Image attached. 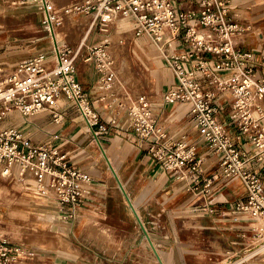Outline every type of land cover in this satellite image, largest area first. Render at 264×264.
Wrapping results in <instances>:
<instances>
[{"label":"built area","instance_id":"obj_1","mask_svg":"<svg viewBox=\"0 0 264 264\" xmlns=\"http://www.w3.org/2000/svg\"><path fill=\"white\" fill-rule=\"evenodd\" d=\"M35 1L52 45L49 52L36 53L15 65L0 60V180L15 174L34 178L41 193L54 196L62 209H70L65 219L74 218L73 211L89 197L92 177L71 163L57 143L58 134L54 142L35 144L22 129L7 125V119L18 113L29 124L37 115L47 114L62 125L60 101L65 98L90 131L99 127L93 131L95 136L118 127L117 118L103 119L77 79V62L82 58L93 65L104 86L114 81L107 42L88 39L95 30L104 32L116 23L133 31L135 38L152 42L175 77L158 104L186 108L203 141L219 156L225 178L238 179L245 187L247 198L237 203V211L244 219L264 221V177L260 176L264 169V77L257 73L255 54L241 46L243 27L231 16V0H83L60 12L48 0ZM73 15L90 18L76 47L64 45L55 36L65 17ZM154 103L139 95L127 107L128 129H122L131 128L145 141L165 171L194 182V175L203 171L197 147L186 141H166ZM225 114L228 120L223 119ZM230 127L238 134H232ZM244 140L252 152L241 146ZM215 181L216 177L204 180L206 194L210 195ZM33 256L34 252L0 239V264H29Z\"/></svg>","mask_w":264,"mask_h":264},{"label":"rangeland","instance_id":"obj_2","mask_svg":"<svg viewBox=\"0 0 264 264\" xmlns=\"http://www.w3.org/2000/svg\"><path fill=\"white\" fill-rule=\"evenodd\" d=\"M48 1L53 9L60 12L64 8L71 7V5L83 0ZM238 1L240 0H236L237 3ZM252 8L248 2L242 3L239 9L244 12L233 13L234 19L238 22L252 23L253 14L250 11ZM259 16L264 20V14ZM70 17L66 16L64 22L56 31L63 39L62 43L64 45L73 46L88 30L90 18L70 19ZM42 20L43 14L39 10V3L35 0H0V60L11 66L15 65L14 63L17 61L24 60L36 53L47 51L49 46L52 45V40L48 32L44 30ZM69 21L74 22L73 25ZM67 25L71 26L69 30L66 29ZM112 25H115L117 30L112 35L107 36L112 43L111 45L107 42V47L112 59V68L115 71L116 83L112 91L116 92V96H113L116 98V102L103 101L102 103H97L96 97L91 98V100L98 112L99 106L102 104L103 107H111L110 113L113 118H117L118 127L113 130L110 129L107 134H100L99 137L105 138L104 140L102 139V142H104V147L109 149L108 144L116 136L117 142L114 143L113 147L120 150L122 149V144L120 145L119 142L126 137L123 133H130L134 139L138 138L137 134L131 131V128L126 131L122 129L128 127L123 117L126 115V109L130 104L126 103L125 100L134 99L139 95H146L150 100L154 101L155 99L150 96H155L162 85L159 82L160 79H158V86L154 89L155 85H157L156 73L148 70L142 64L139 53L135 51V43L138 39L134 37L133 31L122 29L118 24L113 23ZM256 32L259 33L260 29L257 28ZM120 34L126 35L127 40L123 38L122 41L123 43L128 42L130 47L125 54L122 51L123 55L121 58L110 53V50L113 53L112 48L114 47L115 38ZM95 36H97V41L101 39L103 42V32H100L99 29L92 33V37L95 38ZM110 46L111 49L109 50ZM146 47L147 52L153 57L155 68L159 71V78L165 66V61L161 59L160 54L150 40ZM123 58L132 64V68L139 79V82L135 85L138 91L134 89V85L133 87L125 85L119 89L115 88L122 74ZM148 65H150L149 62ZM88 67L92 68L90 65ZM97 87L100 93L105 89L100 75ZM123 102L125 107L121 108L120 103ZM75 110L77 111L76 108ZM77 113L79 115L78 111ZM78 118V121L82 124V129H85L82 133L84 134L88 131L84 136L89 134L93 140L96 139L93 138V131L99 130V127H95L93 131H90L80 115ZM122 118L123 120H121ZM103 119L106 120V118ZM21 121L23 122L22 118ZM189 121L188 133L193 137L192 140L195 141L193 144L197 147V158L202 160L203 167L202 174H195L192 178L194 182H191L190 178L186 180L184 178L186 177L185 175L180 176L177 173L165 171L160 163L156 167L157 161L147 150L148 144L144 142L146 150H141L144 153L142 157L143 163H141L144 171L141 169L135 170L134 168L139 161L138 158L134 159L132 157V161L122 158L115 161L113 158V166L119 175L120 182L125 186V192L130 198V203L126 194L120 188L118 179L110 169L111 164L106 160V156H102L101 148L97 146L100 160L97 164H94L96 165L94 167V170L97 171L96 173L90 174L89 168L86 169V167L92 165L88 161H75V164L71 162L75 167L85 171L92 177V184L89 187L95 189L96 194L92 199L93 205L83 204L73 211L74 218L65 219L66 214L70 213V209L66 207L62 209L59 201L54 196L41 193L34 178L24 179L19 174H15L8 179H1L0 239L6 240L10 245L22 246L28 251L34 252V256L28 260L29 264H111V261L114 264H150L151 260L157 257L156 252L163 257L164 262L167 261V250L163 247L168 244L166 243L167 239L154 236L161 226V222H157L155 217V214L160 209V204H171L170 199L173 198H176L175 202L182 200L183 197H186V199L197 198L199 201L194 203L193 207L185 208L187 210L196 208V211L192 212L194 217L188 218L187 221L194 219L193 223L195 225L205 226L206 224L196 217L201 215L200 213L204 211L203 208H207L199 204L204 201L205 197L210 196L204 192L205 179L216 177L212 188L219 182L223 185L230 184L232 189L236 191L238 200L241 199V202H244L247 198L242 182L238 179L225 178L220 162L215 163L214 155L216 154L210 145L203 141L200 129L196 127L194 122ZM167 124L169 125V122ZM246 144L249 143L243 142L242 146ZM88 145V141H84L80 146L86 148ZM134 145L141 149L138 142H135ZM252 151L253 148L250 149V152ZM108 154L110 155L109 150ZM134 161L136 164L131 163ZM204 161H206V167L203 165ZM150 168L151 170H149ZM260 176L264 177V169L261 170ZM184 182L188 183L190 189L188 187V191L183 190L178 193L177 190L180 191L181 189L177 187L183 188ZM171 184H175L176 191L172 190L173 186L171 187ZM225 188L215 193L213 192V199L217 200L213 203L216 206L215 214L221 210L229 211L231 209L230 204L235 201L234 198L230 199L227 196ZM226 199H228V202ZM147 202L150 203L149 206ZM131 204L135 205V209L139 214L135 212ZM235 207V211H232L230 218L233 219V222H217L214 230H200L192 226L189 227L185 221L186 219L181 218L174 223L176 234L169 239L171 244L175 243L183 248L187 263L195 261L200 264H248L245 260L246 255L262 244L264 234L262 235L259 227L256 226L257 228H255V225H252L253 223H258L257 221H242L245 216L240 211H237L236 205ZM41 214L43 216H40ZM23 215L28 217L40 216L39 225H37L43 231L41 238L30 237L19 231V225L26 223L23 221L24 218L22 219ZM101 215H109L110 217L108 216L106 219L110 218L112 220L111 223L107 221H105L107 223L101 222L98 218ZM177 215H179L178 212H176V219L180 218ZM140 220L143 222L142 225ZM61 223L65 225L64 230L61 229ZM108 223L110 226L104 225ZM193 223L188 224L192 225ZM91 225L104 229L111 236L113 242L108 243L106 247L103 244L107 243L109 238L102 236L90 237ZM258 243L260 244L258 245ZM113 247L118 248L120 253L110 250ZM261 260H264V252L254 256L251 261L258 263ZM156 264H160V262Z\"/></svg>","mask_w":264,"mask_h":264},{"label":"crops","instance_id":"obj_3","mask_svg":"<svg viewBox=\"0 0 264 264\" xmlns=\"http://www.w3.org/2000/svg\"><path fill=\"white\" fill-rule=\"evenodd\" d=\"M61 2H64V1L61 0ZM245 2H248V4L251 5V7H253L250 10V11H252L251 13L253 14V21H252V23H249V24L239 22L243 27V30H242L243 32H242V35L240 36L239 41L241 43V46L245 50L253 52L255 54L257 61H258L257 73L264 77V60L262 59V56L264 55V20L261 18V16H259L260 14H264V0H240V1H238V3L236 2V0H231L230 13H231V16L233 19L235 17L233 13L244 12L243 10H240L239 8L242 5V3H245ZM248 13H249V11H248ZM72 18L73 19L74 18L79 19V18H81V16L74 15L73 17L72 16L70 17V19H72ZM69 22L72 25L74 23L72 21H69ZM71 26L67 25L66 29L69 30ZM257 28L260 29L259 33L256 32ZM116 30H117V28L115 29V31ZM86 32L87 31H85V33L82 35V37L79 39V41L76 44H74L72 47H76L81 43ZM57 34H58V32H57ZM112 34H110V35H112ZM58 38L60 41H63V39L60 37V35H58ZM123 38L126 39L125 34H120L115 38V42H117V43L115 44V42H114V47L112 49H113V54L116 57L121 58V56L123 55L122 51L125 54L126 50H128L130 48L128 42L123 43V41H122ZM75 39H76V37H75ZM136 39H138V41H136V43H135V51L139 53L142 64L146 68H148V70L154 71L156 73L155 79L157 80V85H155L154 89H156L158 86V79H160L159 82L162 85L161 89L159 88V91L156 92L155 96H150V95L149 96L151 98L153 97L156 100V101L155 100L154 101L152 100V101L155 102L154 107H155V112H156V115L158 118L159 126L163 130H165L166 141H168L169 143H175L178 141H186L188 143H194L195 141L192 140L193 137L189 135L188 129H187V127L190 125L189 120L192 121V119L190 118L186 108L181 104H158V102L160 101V98H159L160 95L164 91L168 90L175 80L173 73L170 71V69L166 66V63H165V66L162 69V73H161L160 77L158 78L159 71L157 68H155L153 57L147 52L146 45H147L149 40H147V38H145V37L136 38ZM102 40L103 41L105 40L104 42H108L112 45V43L108 40V38L106 36L102 37ZM132 40H133V38H132ZM88 41L93 42V43L102 42L101 39H98V41H97V36H95V38H93L92 34L89 37ZM118 44L120 45V47ZM179 46L182 48L185 47L183 43H179ZM50 48H51V45L49 46V48L46 52H49ZM110 49H111V46H110ZM122 60H123V70H122V74H121L122 77H120L118 84L115 86V88L119 89V88H122L123 86L128 84L129 86H132V87L134 85V89L136 91H138L137 86H135V85L137 82H139V79H138L137 75L135 74L134 69L132 68V64L129 63L128 61H126L124 58ZM21 61H23V60H21ZM21 61H17L14 64L20 63ZM148 62L150 63V65H148ZM88 65H90L92 68H89ZM126 72H128V73H126ZM124 74H126V75H124ZM128 75H130V76H128ZM131 77H132V79H131ZM77 79L82 83V85L86 89V92L89 94V96L91 98H94V97L97 98V100H96L97 103H102L103 101L108 102V101H111L112 99L115 98V97H113L116 94L115 91L111 90L108 92L104 89L102 90V93H100V91H98L97 83L99 82V74L95 71L92 64L84 62V60L82 58L79 59L77 62ZM127 81H128V83H127ZM103 96H107L106 100H103V98H102ZM97 106H99V105H97ZM60 107H61V111L64 113V117H65L64 123L62 125H56L53 122L52 117L47 115V114L37 115L36 117H34L31 120V123L26 124V123L21 121V118H20L18 113H13L7 119V125L16 126L20 129H22L23 132L28 137H30L32 142L35 144H45L48 142H54V136L56 134H58L59 139H58L57 143L60 145L62 151L67 153L68 158L71 162H73L75 164L76 162H85V161L87 162L88 161L92 164L90 167H86V169L89 168L90 174L91 173L94 174L97 172L96 170H94V167L96 166L94 164H97V162L100 160V155L97 152V146L101 148L102 156L103 155L106 156V160H108V162L111 164L110 165L111 170H112V168H111V166H112L114 171L116 172V170L113 166V158L115 161L119 158L129 159L132 161V157H133L134 159H137V158L139 159L137 164L135 161L131 162L132 164H136L134 166L135 170L141 169L142 171H144V169H142V165H141V163H143L142 157H143L144 153H142L141 150H146L144 147L145 141H142L138 138L134 139L133 136L131 137L130 133H126V134L123 133L124 135H126V137L122 138L119 142L120 145L122 144V149L117 150L113 147L115 145L114 143L117 142L116 136L111 139V143L108 144L110 148L107 149L104 147V142H102L105 139L104 137L95 136L93 134V138H96L93 140L89 134L84 136V134H86L88 131L85 132L84 134L82 133V131L85 129H82V127H81L82 124L78 121L79 115H78L77 111L75 110V108L72 106V104L67 99H65V98L61 99ZM99 107H100L99 113L103 116V118L110 120L112 118V115L110 113L111 107H109V106L103 107V104L100 105ZM123 118L125 119V116ZM123 118L121 120H123ZM223 119L228 120L229 118L225 114ZM161 122H163V124H161L162 126L160 125ZM168 122H169V125L167 124ZM192 123H193V121H192ZM166 125H168V126H166ZM79 128H81V129H79ZM230 130H231L232 134H234V135L238 134V130L236 128L233 127ZM84 141H88V143H89V145L86 148H82V146H80L84 143ZM135 142L136 143L138 142L139 146H141V149L134 145ZM243 142H247V140L240 141V144H243ZM129 145H130V147H129ZM243 147L245 150H248V151H250V149H252L249 144H246ZM108 150L110 151L111 156L108 154ZM214 156H215V163L216 164L219 163V156L218 155H214ZM157 165H158V162H156L155 166L157 167ZM203 165L206 167V165H207L206 161H204ZM151 168L149 170H151ZM112 172H113V170H112ZM116 174L118 175L117 172H116ZM170 186L171 187L173 186L172 190H175V187H174L175 184H171ZM123 187L125 190L124 185H123ZM188 187H189L188 183L186 182L184 184L183 188L177 187V188L181 189L180 191L177 190V192L180 193L183 190L188 191L190 189V187H189V189H188ZM223 188H225V190L227 191V196H229L230 199L234 198L235 201L230 204L231 209L229 211L221 210L219 213L217 212L215 214L216 206H214L213 203L216 202L217 200L213 199V192L215 193V192H217ZM244 192H246V191H244ZM95 195H96L95 189H92L90 194H89L88 199L85 201L84 204L93 205L92 199H93V196H95ZM237 197L238 196H237L236 191L234 189H232L230 184H224L223 185L219 182L216 185H214L213 188L211 189L210 196L205 197L204 201H201V203L199 204L200 206H204V207L207 205H209V206L207 208H203L204 211L202 213H200L201 215L196 216V217L200 218L199 219L200 221H202L203 223L206 224L205 226L195 225V223H193L194 219L187 221L188 218L194 217L192 212H195L196 208H194V209L192 208L191 210H187L185 208L186 207H189V208L193 207L194 203L199 201V200H197V198L186 199V197H183L182 200L176 201L177 204L175 202L176 198H173V199H170L171 204H167V205L160 204V209L155 214V217H156L157 222H159V221L161 222V226H160V230H158L156 235H154V236H156L157 238L161 237V238L167 239L166 243H168V244L163 246L164 249L167 250L166 251V253H167L166 260L167 261L164 262L163 257L158 255V253L155 251L158 258L154 257L151 260L150 264H156L157 262H160V264H200V263L195 262V261H192L191 263H187L186 262L187 260L185 259V253L183 252V248L179 245H176L175 243L171 244V241L169 239L176 234V230L174 229V223L178 222V220H180L182 218V219H186L185 221L187 223V226H189V227L192 226V227L198 228L200 230H203V229L214 230L216 228L217 222H220V223L223 221L233 222V219H230L232 216V213H233L232 211H235V208H236L235 205L237 206V203L239 201H241V199L238 200ZM200 200H201V198H200ZM226 201L228 202V199H226ZM159 202H161V201H159ZM222 203H224V202H222ZM94 204H96V203H94ZM147 204H148V206L150 205L149 202H147ZM218 204H220V203H218ZM132 205H133V208L135 209L136 208L135 205L134 204H132ZM135 212L138 213V211L136 209H135ZM176 212L179 213V215H177V217H180V218H178V219H176ZM234 213H237V212H234ZM40 216H43V215L41 214ZM40 216L37 215L36 217H28V216L23 215L22 218L25 219L27 217L25 219L26 221L23 219V221H25L27 223V224H25L27 226L25 227V225L23 223H21V225H19V230L21 232H23L24 234L27 233V235H29L30 237H35V238L40 237L41 238L43 231L40 229V227H38ZM108 216L109 215H101L98 218L103 223H107V222L111 223L112 220L110 218L106 219V218H108ZM77 217H78V215H77ZM28 220H29V222H27ZM105 221H107V222H105ZM242 221H251V220L243 218ZM141 222H142V220H141ZM237 222H240V221H237ZM28 223H30V224H28ZM188 223H193V224L190 225ZM142 224H143V222H142ZM104 225L110 226L109 223L104 224ZM252 225L254 226L255 224L253 223ZM22 226H24V228ZM32 229H33V231H32ZM61 229H63V230L65 229V225L63 223H61ZM89 235H90V237H93V238L94 237H100V236L109 238V241L107 243L103 244V245H106V247L108 246L107 245L108 243L113 242V239L111 238V236L104 229H100L95 225L90 226ZM146 235H147V233H146ZM148 236H149V234H148ZM169 242H170V245H169ZM169 246H171V247H169ZM159 247H160V245H159ZM110 250H113L116 253H120L119 249L115 248V247L110 248ZM141 255H142V252H141ZM182 260H184V261H182ZM111 262H112L111 264H114L113 261H111ZM247 263L248 264H257V263H254L252 261L247 262Z\"/></svg>","mask_w":264,"mask_h":264},{"label":"bare ground","instance_id":"obj_4","mask_svg":"<svg viewBox=\"0 0 264 264\" xmlns=\"http://www.w3.org/2000/svg\"><path fill=\"white\" fill-rule=\"evenodd\" d=\"M87 18H89V17H85V19H87ZM114 24H116V23H114ZM115 29H116V27H115V25H110L109 27H108V30H106V31H104L103 32V37H107V36H109L110 34H112V33H114V31H115ZM132 32V31H131ZM56 35V37H57V39H58V41L59 42H62V41H60L59 40V38H58V34H57V32L55 33ZM102 37V36H101ZM116 37V36H115ZM121 41V40H120ZM104 42V41H103ZM117 42H115V44H116ZM119 43V42H118ZM119 45V44H118ZM117 47V46H116ZM119 47H120V45H119ZM109 50H110V47H109ZM117 50V49H116ZM115 50V51H116ZM110 53H111V55H113V53H112V51L110 50ZM126 73H128V72H126ZM124 75H126V74H124ZM128 76H130V75H128ZM122 77V76H121ZM131 79H132V77H131ZM116 83V78H115V80L110 84V85H108L107 87L105 86V89L104 90H106V91H111L112 89H113V87H114V84ZM125 83V82H124ZM127 83H128V81H127ZM128 85V84H127ZM109 87V88H108ZM106 97L107 96H103L102 98H103V100H106ZM160 100H161V98H162V94L160 95ZM136 100H137V97L136 98H134V99H128V100H125L126 101V103H128V104H130V105H133L135 102H136ZM116 102V98H114V99H112L111 101H109V102ZM119 101V100H118ZM121 104V108H124L125 106H124V102L123 103H120ZM124 106V107H123ZM20 116V115H19ZM27 218V217H26ZM25 218V219H26ZM23 219V218H22ZM24 219V220H25ZM33 219V218H32ZM26 221V220H25ZM27 222H29V220L27 221ZM25 224H27V223H25ZM24 224V225H25ZM28 224H30V223H28ZM255 224V228H257V227H259V228H261L262 230H264V221L263 220H260L258 223H254ZM21 225V224H20ZM27 225H25V227H26ZM29 226V225H28ZM257 226V227H256ZM23 228H24V226H22ZM22 228V229H23ZM21 229V230H22ZM27 229V228H26ZM25 230V229H24ZM28 230V229H27ZM20 231V230H19ZM32 231H33V229H32ZM35 231V230H34ZM21 232V231H20ZM23 233V232H22ZM27 234V233H26ZM262 244L258 247V248H255L253 251H251L249 254H247L246 256V261L247 262H250L253 258H254V256H257V255H259V254H261V253H263L264 252V241H262L261 242ZM260 243H258V245H259ZM243 262V261H242ZM238 264V263H237ZM257 264H264V260H261V261H258V263Z\"/></svg>","mask_w":264,"mask_h":264},{"label":"water","instance_id":"obj_5","mask_svg":"<svg viewBox=\"0 0 264 264\" xmlns=\"http://www.w3.org/2000/svg\"><path fill=\"white\" fill-rule=\"evenodd\" d=\"M105 153V152H104ZM111 168H112V170H113V172H114V175L116 176V178L118 179V182H119V185H120V187L122 188V190L124 191V193L126 194V196H127V198H128V200H129V202L131 203V201H130V198L128 197V195H127V193L125 192V190H124V187H123V185L121 184V182H120V180H119V178H118V175L116 174V172L114 171V169H113V167L111 166ZM132 205V204H131ZM132 207H133V205H132ZM134 209V208H133ZM135 210V209H134ZM140 223H141V225H142V222H141V220H140Z\"/></svg>","mask_w":264,"mask_h":264}]
</instances>
